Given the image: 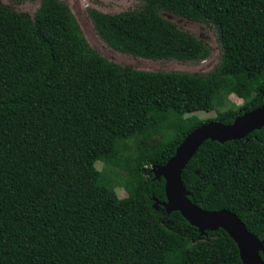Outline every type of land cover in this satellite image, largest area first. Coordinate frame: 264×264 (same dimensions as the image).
Listing matches in <instances>:
<instances>
[{"label": "trees", "instance_id": "1", "mask_svg": "<svg viewBox=\"0 0 264 264\" xmlns=\"http://www.w3.org/2000/svg\"><path fill=\"white\" fill-rule=\"evenodd\" d=\"M163 12L217 30L214 70L121 66L89 44L64 2L42 0L34 15L0 4V264H243L223 229L204 235L155 207L165 180L152 168L198 127L232 124L264 104V0H144L137 11L90 15L119 52L207 60L208 44ZM203 111L217 116L195 115ZM182 178L200 209L233 212L264 238V127L206 141Z\"/></svg>", "mask_w": 264, "mask_h": 264}, {"label": "water", "instance_id": "2", "mask_svg": "<svg viewBox=\"0 0 264 264\" xmlns=\"http://www.w3.org/2000/svg\"><path fill=\"white\" fill-rule=\"evenodd\" d=\"M264 127V104L241 116L232 124L208 122L186 136L175 155L165 164L154 166L153 173L157 179L164 178L166 201H156L168 213L180 212L181 215L201 234L215 232L219 229L226 231L239 248L243 264H264L261 254H264V238L251 233L243 221L233 212L220 210L208 212L200 209L190 199L182 174L199 148L208 140L222 144L228 141L245 139L254 131Z\"/></svg>", "mask_w": 264, "mask_h": 264}, {"label": "rangeland", "instance_id": "3", "mask_svg": "<svg viewBox=\"0 0 264 264\" xmlns=\"http://www.w3.org/2000/svg\"><path fill=\"white\" fill-rule=\"evenodd\" d=\"M67 4L78 20L89 44L107 60L121 66H131L136 70L152 72H186L207 74L221 62L223 50L219 41L217 30L208 24L190 21L169 12H163V16L176 24L180 29L193 34L195 37L205 41L210 47V57L201 62L179 61L176 59H147L119 52L109 46L98 34L95 24L90 15L91 10H97L105 14H118L126 11H137L143 8L144 0H60ZM42 0H0V4L18 12H27L34 15L41 5ZM244 96L230 95V102L236 107L244 103ZM202 120H210L217 116L216 112L195 113ZM161 143V137H156L148 147L151 152ZM99 170L104 169L103 163H98ZM140 182V180H139ZM120 197H125V191L116 186Z\"/></svg>", "mask_w": 264, "mask_h": 264}]
</instances>
